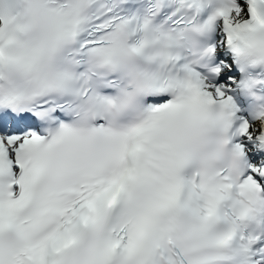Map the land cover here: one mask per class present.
Instances as JSON below:
<instances>
[{"label": "snow or ice", "instance_id": "6c2138e0", "mask_svg": "<svg viewBox=\"0 0 264 264\" xmlns=\"http://www.w3.org/2000/svg\"><path fill=\"white\" fill-rule=\"evenodd\" d=\"M0 264H264V0H0Z\"/></svg>", "mask_w": 264, "mask_h": 264}]
</instances>
